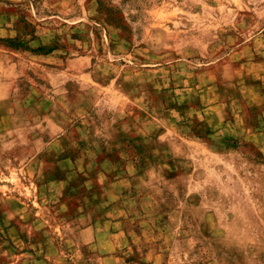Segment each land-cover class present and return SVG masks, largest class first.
Masks as SVG:
<instances>
[{
  "label": "rangeland",
  "instance_id": "374dc122",
  "mask_svg": "<svg viewBox=\"0 0 264 264\" xmlns=\"http://www.w3.org/2000/svg\"><path fill=\"white\" fill-rule=\"evenodd\" d=\"M254 57L264 0H0V264H264Z\"/></svg>",
  "mask_w": 264,
  "mask_h": 264
},
{
  "label": "crops",
  "instance_id": "0c3cea01",
  "mask_svg": "<svg viewBox=\"0 0 264 264\" xmlns=\"http://www.w3.org/2000/svg\"><path fill=\"white\" fill-rule=\"evenodd\" d=\"M255 58V57H254ZM247 65H251L250 68H255V70L245 72L248 80V88L246 91L248 92V96L250 97V101L247 103V107L255 111L261 109L256 116L251 118V114L248 112H239L237 113V119L233 121L235 122L237 127L241 128L242 134L246 133V139L250 142H253L256 147L264 149V57H256L252 63L248 62ZM261 67V68H260ZM229 126H232V122H225L224 126L219 131V134H226L225 129ZM227 132V131H226ZM238 132H233L231 134L227 133L231 138H239ZM20 185L15 180V188L17 192H20L23 198H27V196H31V190L28 186L19 187ZM11 188V187H10ZM20 188H23L24 191H21ZM17 196L16 194H14ZM22 197L15 198V205H23V211L26 212L28 208L26 206L27 202ZM112 246V243H111Z\"/></svg>",
  "mask_w": 264,
  "mask_h": 264
}]
</instances>
